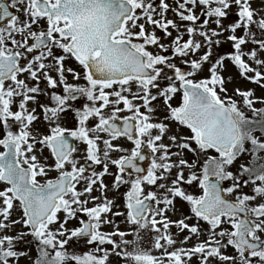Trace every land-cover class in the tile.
Here are the masks:
<instances>
[{
  "label": "snow or ice",
  "instance_id": "1",
  "mask_svg": "<svg viewBox=\"0 0 264 264\" xmlns=\"http://www.w3.org/2000/svg\"><path fill=\"white\" fill-rule=\"evenodd\" d=\"M0 22V264H264V95L240 86L264 90V0H0Z\"/></svg>",
  "mask_w": 264,
  "mask_h": 264
},
{
  "label": "rangeland",
  "instance_id": "2",
  "mask_svg": "<svg viewBox=\"0 0 264 264\" xmlns=\"http://www.w3.org/2000/svg\"><path fill=\"white\" fill-rule=\"evenodd\" d=\"M256 3H258V0H254V6H256ZM226 22H227V21H226ZM158 34H159V33H158ZM227 48H228V45H222L220 49H217V51H218V52H223V51L226 50ZM240 86H241V87H246V88H255V91H256V95H257V96L264 95V90L260 89V88L257 87L256 85L249 84V83L245 82V83H242ZM230 87H231V86H230ZM259 106H260V105H257V107H259ZM122 114H123V113H122ZM73 123H74V122H73V116H72V113L69 112V113L67 114V117H66V120H65V124H66V126H68V127H72V126H73ZM90 123H91V122H90ZM116 143H119V144L123 145L124 147H128V148H131V147H132L131 145L125 143V142L122 141V140H118V141H116ZM77 146H78L81 150H83V148H84V145L79 144V143H78ZM119 154H120V153H113L114 156H118ZM111 181H112V176L109 175V176H106V177H105V182L108 183L109 186H111ZM125 190H126V187H122V188L120 189V192H124ZM189 190H190V191H193V192L198 191L195 187H192V188H190ZM244 191H245V192H250V189H249V188H245ZM93 194H94V195H100L99 192H94ZM107 194H108V196L119 195L118 193H114V192H112V191H109ZM117 203H122V202H121L120 200H118ZM178 208H180L181 211H183L185 214H187V212H188L187 205H179V204H178ZM179 214H180V213L178 212V213H177V216H178ZM173 218H176V217H173ZM117 219L123 221L124 217L121 216V217H118ZM190 223H191V221H190ZM119 226H120L121 229H125V230L129 228V226L126 225V224H124V223H121ZM104 230H105V231H111V227L108 226V225H105V226H104ZM172 231H173V232H176V229L173 228ZM143 235H144V237H145V239H144V241H143L144 246H145V247H150L151 245H150V243H149V239H150V235H151V234L148 233V232H145V233H143ZM181 235H182V234H181ZM126 238H127V239H132V236H128V237H126ZM192 243H194V240H193V241H189V245L192 244ZM109 247H110V246H109ZM229 251H231V249H229ZM155 254H158V253H155ZM20 264H28V261L25 260V259H21ZM110 264H123L122 258L119 257V256H117V255H115V254H113V255L110 256ZM194 264H195V262H194Z\"/></svg>",
  "mask_w": 264,
  "mask_h": 264
},
{
  "label": "flooded vegetation",
  "instance_id": "3",
  "mask_svg": "<svg viewBox=\"0 0 264 264\" xmlns=\"http://www.w3.org/2000/svg\"><path fill=\"white\" fill-rule=\"evenodd\" d=\"M6 1V3H11V0H5ZM14 10V9H13ZM15 11V10H14ZM84 101H83V99L81 100V101H78L77 102V106H79V104H81V103H83ZM91 122V121H90ZM120 140H122V141H124L125 143H127V144H129V145H131V142H129V141H127L126 139H124V138H121ZM77 145H78V143L79 142H75ZM132 146V145H131ZM0 150H2V149H0ZM142 151H145L147 154H144L145 155V157H146V165L144 166V168L146 169L147 167H148V165L150 164V150L149 149H147V148H144V149H142ZM149 152V153H148ZM81 163H83V160H81ZM97 170H99V169H97ZM110 171H112V172H115V168H111L110 169ZM52 175L54 176L55 175V173H52Z\"/></svg>",
  "mask_w": 264,
  "mask_h": 264
},
{
  "label": "water",
  "instance_id": "4",
  "mask_svg": "<svg viewBox=\"0 0 264 264\" xmlns=\"http://www.w3.org/2000/svg\"><path fill=\"white\" fill-rule=\"evenodd\" d=\"M4 2H5V0H4ZM6 3V2H5ZM10 11H13L11 8H10ZM5 22H0V25H3ZM149 153V152H148ZM143 154H147L145 151H143ZM138 163H140V165L142 166V167H144L145 165H146V160H144V161H138Z\"/></svg>",
  "mask_w": 264,
  "mask_h": 264
}]
</instances>
